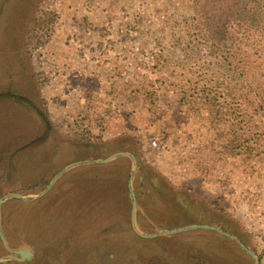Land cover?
Returning <instances> with one entry per match:
<instances>
[{
	"label": "rangeland",
	"instance_id": "374dc122",
	"mask_svg": "<svg viewBox=\"0 0 264 264\" xmlns=\"http://www.w3.org/2000/svg\"><path fill=\"white\" fill-rule=\"evenodd\" d=\"M6 5L0 3L1 11L9 10L0 24V101L21 99L26 105L13 106L9 119L0 114V199L42 194L72 164L60 167L68 159L62 141L92 138L102 154L85 160H104L133 155L110 154L109 147L131 139L143 167L133 155L137 168L131 188L141 234L169 229L164 227L170 207L160 191L166 185L199 199L211 214L236 218L249 231L250 213L264 199V184L257 187L258 199L249 196L248 188L258 184H250V178L264 175V102L259 96L264 95V0H10ZM9 17L13 43L19 46L14 55L7 45ZM232 51L236 58H229ZM243 53L251 55V67L239 60ZM236 62L240 71L231 67ZM95 72L97 80H113L114 97L125 102L119 114L115 111L119 118L107 119L103 104L91 102ZM64 75L69 81L60 87ZM65 91L82 93L87 100L80 106L67 103ZM31 108L41 115L45 131ZM6 119L7 128L2 127ZM174 122L181 128L178 135L171 129ZM193 123L204 128L205 136L192 133L187 125ZM46 125L57 134L47 141ZM193 144L202 147L200 154H209V162L198 161L196 170L211 175L210 188L193 175L195 170L188 173ZM47 163H53L49 171ZM107 163L67 170L38 200L4 199L0 217L7 245L33 256L0 264H129L132 258L164 264L160 245L168 253L178 245L162 238L177 234L147 240L134 233L128 190L133 165L129 174L125 166L114 178L92 168ZM219 169L226 176L218 180ZM98 174L103 179H96ZM32 184L39 186L22 193ZM8 255L0 241V258Z\"/></svg>",
	"mask_w": 264,
	"mask_h": 264
},
{
	"label": "trees",
	"instance_id": "16d2710c",
	"mask_svg": "<svg viewBox=\"0 0 264 264\" xmlns=\"http://www.w3.org/2000/svg\"><path fill=\"white\" fill-rule=\"evenodd\" d=\"M0 1L3 2V0H0ZM8 3H10V0H4L3 5L5 6V8H8V5H6ZM17 8H20V7H17ZM9 9H11L14 13L16 7L12 6ZM231 53L233 55H230L229 58L233 59L237 57L238 53H235L233 51ZM249 56L251 55H246L245 53H243V55H241L239 59V60L242 59L243 62L245 61L244 65H247V67L251 65ZM232 66H234V71L241 70L237 62L231 64V67ZM243 73H245L244 70H243ZM250 89H252L251 86L246 87V90H249L248 92H250ZM259 96L263 97V102H264V95L262 93H259ZM18 104L26 105V102H23V100L21 99L19 100V99H13V98H7V100L3 102L0 101V110H1L0 114H2L4 118H7L10 114H12V110L10 109L13 106L17 107L18 109L19 107ZM31 110H32V115L34 116L36 122H39L41 125V128H43V131H45V124L41 120L42 118L41 115L38 114L35 109L31 108ZM17 112L18 111H13L14 115H16ZM9 118L11 117H8V119ZM35 120L33 122H35ZM7 121H8L7 119L4 121V123L2 124V127H6V128L8 127V125H6ZM35 127H37V125ZM49 130L50 128L47 127L46 125L45 137L47 139L45 138L46 139L45 141L57 135L56 131L52 129L50 131ZM90 139L87 140L86 142L85 141H80V142H74V141L63 142L62 141L61 143L64 146H66L65 149L68 151L67 152L68 159L66 161H63L60 167L62 168L67 164L80 161V160L98 158L102 154L101 150L103 149L102 147L93 144ZM113 144L114 145L109 146L110 148H112L110 149L111 151L110 154L118 152V151L133 153V155L137 159L138 167L140 169H143L140 157L138 156V154H136L133 151L132 146L134 145V142H132L131 139L118 140V141H115V143ZM52 166H53V163L52 164L47 163L44 167L46 170L49 171V169H52ZM125 166L127 168V173L129 174L131 172L132 163H131L130 158L126 156L117 158L115 161L109 162L105 165L94 166L92 168H94L99 173L102 172L103 174L105 175L108 174L109 176L114 178L117 174L116 171L120 173H123L125 171ZM90 167L88 166L86 168L88 169ZM75 171L82 172L79 168H77ZM153 173H151L150 171V174L153 177H157V175ZM98 175L99 176H97L98 178L96 179L98 180L103 179V177H101L103 176L102 174H98ZM44 183L45 182H42V184ZM38 186L39 184H32L31 186L24 188L22 190V193L31 192L32 190H35ZM160 191L162 193L161 194L162 198H164L165 205L170 207V209L166 208V212H165V214H168L171 217L169 218L170 222H168V225H166L164 229L179 228V227L193 225V224L218 227L222 231L227 232L239 238L242 243L247 245V247H249V249L252 250L253 240L251 239L250 232L247 231L243 226H241L240 222L236 218L232 219L229 216L224 217V216H221L219 213L211 214L210 213L211 211L209 209L207 208L205 209L204 206L200 205L199 199L195 198L194 196L188 193L181 192L173 188L171 185L170 186L166 185L165 190L163 188ZM126 193H127V190H126ZM159 194L160 193H158V196ZM180 194L184 195L183 199L177 198L178 195ZM154 196L155 195L153 194V197ZM137 202H138L137 203L138 205L141 203L138 197H137ZM147 212L148 210L144 211L145 214ZM147 215L151 217V214L149 215L147 213ZM153 221L156 223L155 220ZM159 225H163V224H159ZM168 239L171 240L172 242L176 240L175 242H176V245H178V247L176 248L175 251L170 250V252L168 253L165 251L166 245L164 246L163 244L160 245L158 253L163 254L162 262L164 261V264H253V260L232 239L227 238L221 234L214 233L209 230L203 229V230H193V231H189L186 233L184 232L181 234L173 235L171 237L162 238V242L165 243ZM154 254L155 253H153V255ZM153 255L151 253L152 257H154ZM170 255L172 258H170ZM143 256L146 257L145 254H143ZM157 258H159V256ZM133 259L134 258H132L129 264H141V262L133 260Z\"/></svg>",
	"mask_w": 264,
	"mask_h": 264
},
{
	"label": "crops",
	"instance_id": "0c3cea01",
	"mask_svg": "<svg viewBox=\"0 0 264 264\" xmlns=\"http://www.w3.org/2000/svg\"><path fill=\"white\" fill-rule=\"evenodd\" d=\"M0 3L4 4L2 1H0ZM0 8H1V6H0ZM7 11L8 10H6V9L4 11L0 10V24L4 21L3 18L5 16V13H7ZM10 17L8 18V26L6 28V32L9 35H11L12 38H11V41L7 45L11 47L10 49L12 50V53L14 54V53L17 52L19 46L17 44L13 43V40L15 39V31L9 25ZM25 21H26V19H25ZM20 47H22V45ZM58 70H60V72H62V69L58 68ZM65 72L66 71L64 70L63 73H65ZM99 73L101 75L105 76L103 73H101V72H99ZM97 74H98L97 72L94 73V76H95L96 80L91 82L92 90L95 89L96 91H95V93L91 92L90 95H92L91 97H95V98H91L90 100H91L92 103L95 102V103H102L103 104V106L105 107V110L109 111L107 119L119 118V116L117 114H115V111L117 109H119V111H118V114H119L120 110L122 109L121 105H124L125 102L124 103H118L119 100H117L114 97L115 96L114 86L111 83V82H113V80H110V81L107 80L106 81L105 80L106 77H103V79H101V80H97ZM59 79L61 81L60 82L58 80L60 87L63 86L62 82L66 85V83L69 81V79H67L65 77V75L63 77H59ZM102 80H105V82L103 83L104 85L101 84ZM85 86L87 87V86H89V84H86ZM73 87H75V86L73 85ZM80 87H82V84H81ZM100 91H101V93H99ZM64 93H65V97L67 95H69V96H67V99H66L67 103H71V104L80 106V104L85 102L84 100H87L86 96H83L82 93L76 94V92H74V91L73 92L65 91ZM177 125L178 124L176 122H174L173 126L171 127V129L173 130L172 132H174L176 135L180 134V131H181V128L177 127ZM187 126L189 127V129L192 131L193 134H201V135L205 136V133L203 132L204 131L203 127H201L200 130H199L197 125H195L194 123L191 124V125H187ZM189 146L192 147V149L189 151V154H187V156H188L187 159L191 158V160L188 159V161H189V164L192 165V167H190L188 173H192V171L195 170L193 172V175L194 176H198V175L201 176L204 179L203 183L206 184V185L208 184L206 186V188H210L209 184L212 181H210L208 179L211 178L210 177L211 175H208L206 173L201 174L199 171L196 170V165H197L198 161H201L202 165H205V164H207V162H209L207 160V157L209 156V154H206L205 151H202V153L200 154L201 148H202V147H200V145L197 146V145L193 144V145H189ZM193 148H195V149H193ZM219 174H220V169H219V173L217 175L218 180L220 178H224L226 176L222 172H221L220 175ZM234 174L238 175V173H234ZM237 177L238 176H236V178ZM255 180H257V182H258V184L255 185V187L250 188L248 186V188L250 189L249 190V194H250L249 196L253 197V195H255L256 198L258 199L261 196H260V187H259L258 191H257V187L259 185H261V184H264V175L262 177H260V178H257L256 176L253 179L250 178V180H249L250 184L251 183L254 184ZM261 202H262L261 204H263V205L256 206L254 208L255 211H253V213L252 212L250 213V216H251V221L250 222L251 223H250V225L248 227H249V232H250V235H251V239L253 240L252 250L249 249V247H247V245H245L244 243L243 244L252 253H254L259 258L260 264H264V199L261 200ZM262 207H263V209H262ZM195 225H199V224H195ZM200 230H202V229H200Z\"/></svg>",
	"mask_w": 264,
	"mask_h": 264
},
{
	"label": "water",
	"instance_id": "95a60500",
	"mask_svg": "<svg viewBox=\"0 0 264 264\" xmlns=\"http://www.w3.org/2000/svg\"><path fill=\"white\" fill-rule=\"evenodd\" d=\"M120 156H129L131 158V161H132V165H133V169L134 171L132 172V175L130 177V181H129V185H128V190H129V193L131 195V199H132V208H131V226H132V229L134 231V233L143 238V239H147V240H152V239H155L159 236H164V235H172V234H179V233H182V232H185V231H188V230H193V229H204V230H210V231H214L218 234H221L227 238H230L232 239L252 260H253V264H260V261H259V258L254 254L252 253L242 242L239 238H237L236 236H233L227 232H224L218 228H215V227H211V226H207V225H187V226H183V227H179V228H172V229H168L166 231H161L155 235H152V236H146V235H143L141 234L136 226H135V210H136V197H135V194L131 188V181L135 175V169L137 168V163H136V159L133 155L129 154V153H118V154H114L110 157H108L107 159H104V160H85V161H78V162H75V163H72L68 166H66L64 169H62L56 176L53 177V179L49 182L47 188L45 189V191L38 195L37 197H35L34 199H30V200H25L21 197H18V196H15V195H8V196H4L2 199H0V209H1V206H2V202L4 199H18V200H21V201H24V202H32V201H35V200H38L40 199L41 197H43V195L46 194V192L51 188L52 184L59 178L61 177L67 170L73 168V167H77V166H80V165H85V164H103V163H107L117 157H120ZM0 241L4 247V249L10 254L8 256H6L5 258H0V261L4 260V259H7L8 261H13V262H18V263H21V262H26V261H29L31 259V257L33 256V254L29 251H25V250H20V251H13L9 248V246L7 245L4 237H3V234L1 232V217H0Z\"/></svg>",
	"mask_w": 264,
	"mask_h": 264
}]
</instances>
